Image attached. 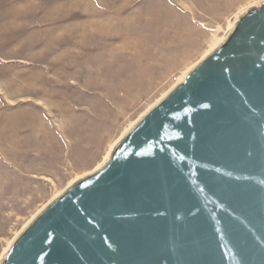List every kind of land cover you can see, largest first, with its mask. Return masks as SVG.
Listing matches in <instances>:
<instances>
[{
    "label": "water",
    "instance_id": "1",
    "mask_svg": "<svg viewBox=\"0 0 264 264\" xmlns=\"http://www.w3.org/2000/svg\"><path fill=\"white\" fill-rule=\"evenodd\" d=\"M0 264H264V1Z\"/></svg>",
    "mask_w": 264,
    "mask_h": 264
},
{
    "label": "rangeland",
    "instance_id": "2",
    "mask_svg": "<svg viewBox=\"0 0 264 264\" xmlns=\"http://www.w3.org/2000/svg\"><path fill=\"white\" fill-rule=\"evenodd\" d=\"M264 0H0V258Z\"/></svg>",
    "mask_w": 264,
    "mask_h": 264
},
{
    "label": "bare ground",
    "instance_id": "3",
    "mask_svg": "<svg viewBox=\"0 0 264 264\" xmlns=\"http://www.w3.org/2000/svg\"><path fill=\"white\" fill-rule=\"evenodd\" d=\"M245 12H240L238 14V16L236 17V20L233 21L232 23L229 24L228 27V31L226 32L225 36L222 37L220 40L217 41V43L215 45H213L201 58L199 61H197L196 63H194L193 65H191L184 73L182 76H180V78L175 82V84L167 91L165 92L153 105H151L150 108H148L145 112H143L140 117L134 121L131 126L126 129L121 136L116 139L113 144L110 146L108 152L106 153L103 161L96 167L94 168L92 171L79 175L78 177H76L75 179H73L68 185L67 187H65L60 193H58L55 197H53L44 207H42L26 224L25 226L16 234V236L13 238V240L10 242L9 246L6 248L4 254L2 255V257L0 258V261L5 258L7 252L9 251L11 245L13 244L14 240L20 235V233L32 222V220L55 198H57L58 196H60L67 188H69L71 185H73L75 182H77L79 179L83 178L84 176L88 175L89 173L97 170L98 168H100L101 166H103L105 164V162L108 161V159L110 158V155L113 151V149L115 148V146L118 144V142L133 128V126L153 107L155 106L158 102H160L177 84L183 82L185 80V78L187 77L188 73L201 61L203 60L207 55H209L215 48H217L220 44H222L224 42V40L227 38V36L230 34V32L232 31V29L234 28L236 22L238 21V19L244 14Z\"/></svg>",
    "mask_w": 264,
    "mask_h": 264
}]
</instances>
